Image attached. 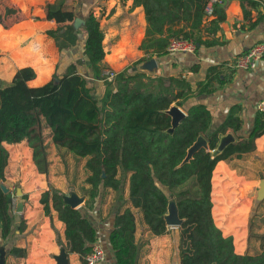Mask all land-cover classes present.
I'll return each mask as SVG.
<instances>
[{"label": "trees", "instance_id": "16d2710c", "mask_svg": "<svg viewBox=\"0 0 264 264\" xmlns=\"http://www.w3.org/2000/svg\"><path fill=\"white\" fill-rule=\"evenodd\" d=\"M206 1L132 0L133 5H141L146 22L139 44L144 55L132 65L164 55L171 38L190 39L195 50L200 45H211L213 41L202 40L197 33ZM13 12L12 8H5L0 22ZM212 14L214 18L208 23L214 31L224 13L215 5ZM45 17L59 26L46 32L58 51L75 44L73 22L77 15L65 8V0L48 2ZM82 23L85 32L83 54L94 78L102 81L101 101L93 96L85 78L77 72L80 60L68 64L60 75L53 73L39 86L27 84L34 77L31 67L17 68L11 80L0 87V183L4 180L7 164L3 143L26 141L36 172L46 177L49 142L63 155L81 161L83 177L79 190L73 187L74 180L67 187L84 197L85 208H92L107 190L120 197L127 183L125 201L128 206L118 207L113 212L107 235L113 264H135L138 244L134 239L132 209L140 212L152 235L166 232L162 215L168 194L173 195L177 215L182 219L177 227L179 264H264V228L254 223L257 207L248 217L247 246L242 254L233 251L231 236L222 235L211 215L212 204V210L221 206L219 215L215 214L216 218H221L225 206L242 192L241 189L238 192L233 188L229 190L231 185L217 176L222 170L220 167L215 168L211 182L212 170L219 160L232 169L241 170L235 167V162L250 156L255 138L264 134V109L254 110L251 125L243 135L240 134L239 104L229 106L223 119L210 129L211 116L207 107L202 103L185 106V102L193 95L210 93L229 82L233 69H222L223 64L210 66L204 78L194 86L181 76L148 75L137 69L129 72L132 65L113 72L101 63L104 52L99 17L89 11ZM179 23L182 26L177 27ZM106 72H111L112 76L108 77ZM171 104L182 109L185 116L169 134L166 132L169 116L163 110ZM227 130L234 133L236 139L219 153L212 154L218 137ZM199 135L205 139L207 149L199 148L188 161L181 162L187 147ZM231 178L232 186L239 183L238 179ZM22 198L26 196L22 194ZM39 203L44 214H49L50 209L55 212L64 226L66 252L77 254L84 264L83 256L97 241L90 220L78 208L65 204L61 191L51 185L41 192ZM13 209L12 201H8L0 189V238L3 240L9 236L13 225ZM242 214L236 210V223L240 222ZM22 229L23 223L18 221L17 232ZM55 240L58 245L63 244L56 232ZM26 253L25 247L16 245L7 250L12 258H23Z\"/></svg>", "mask_w": 264, "mask_h": 264}, {"label": "crops", "instance_id": "0c3cea01", "mask_svg": "<svg viewBox=\"0 0 264 264\" xmlns=\"http://www.w3.org/2000/svg\"><path fill=\"white\" fill-rule=\"evenodd\" d=\"M52 1L0 0V14H3L5 8L14 10L12 14L3 17L0 22V87L11 80L17 68L31 67L34 77L27 84L39 86L47 82L53 73L62 74L66 66L76 60H80V63L76 65V70L85 78L86 82L90 78L93 81H100L102 84L101 80L94 78L83 54L85 32L82 29V19L89 11L99 17L104 52L101 63L105 68L119 72L134 64L144 55L139 49L146 26L141 5H133L132 0H65V8L72 9L77 15L73 22L76 29V41L69 48L58 51L52 39L46 34L47 31L59 27L45 17V5ZM219 7L224 13V18L218 22V28L214 31L210 29L211 25L208 21L214 18L212 14L206 18L203 16L202 25L197 32L202 40L213 41L212 44L200 45L193 53L166 52L161 56H152L156 63V71L151 75L181 76L191 86H194L195 82L204 78L205 71L210 66L223 64L222 69L226 67L233 69L229 82L214 88L210 93L191 96L185 102V106L194 103L204 104L211 116L210 129H213L223 119L229 106L239 104L242 120L240 134L243 135L251 125L256 104L264 99V56L250 69L244 70L233 65L235 59L250 46L264 41V0H224ZM180 26L182 23L177 25V27ZM137 64L132 65L128 71L137 69ZM226 133H231L234 140L236 139L235 134L230 130H227ZM24 142L26 144L24 140L16 144ZM16 144L3 143L2 145L4 147ZM48 146V149H54V146L49 142ZM26 147L28 146L26 145ZM29 154H31L30 151ZM235 163V167L241 170L232 169L224 161H217L212 170L211 182L215 168L220 167L222 170L218 172L217 176L225 183L228 182L224 180L223 176L234 171L247 184L257 185L259 180L264 178V134L255 138L252 154ZM30 166L33 168V164ZM51 171L53 175H60L63 172L61 164L57 163L55 170ZM20 177L25 182L26 190L35 188L38 192H35V195L25 192L33 206L30 208L24 202L23 211L17 213L19 219L23 220L24 226L20 232L15 229L16 237L13 245L25 247L27 253L23 258H12L9 255L8 257L13 260V264H54L52 255L57 253L58 246L64 247L63 223L56 218L52 209L49 214L43 213L39 196L47 189L44 176L38 173L31 177L21 174ZM228 178L229 176H225V179ZM237 189L242 190L241 187ZM123 190V196L120 195V197L107 190L105 196L99 197L90 209L83 206L84 197L81 196L83 200L77 206L96 230V243L101 245L105 254V261L101 264H113L107 244V235L113 212L118 207L128 206L125 201L127 199L126 182ZM229 190L231 189L229 188ZM109 192H112L113 195L107 201L105 197ZM76 195L79 196L77 193ZM212 207L211 215L215 226L219 228L223 236H231L235 253H244L247 246V223L250 214L248 206L241 215L239 223L235 221L236 208L229 210L225 206V210L220 214L222 217L215 221ZM132 212L135 221L134 239L138 244L135 264H179L178 226H166V232L163 234L152 235L143 223L140 212L137 209H132ZM12 232L11 227L10 234ZM55 232L63 243L62 245L57 244ZM67 260L68 264H81L77 254L73 252L67 253Z\"/></svg>", "mask_w": 264, "mask_h": 264}, {"label": "rangeland", "instance_id": "374dc122", "mask_svg": "<svg viewBox=\"0 0 264 264\" xmlns=\"http://www.w3.org/2000/svg\"><path fill=\"white\" fill-rule=\"evenodd\" d=\"M88 85L91 87V92L93 96H95L98 99V102L101 101V98L103 96V88L100 81H93L90 78L87 79ZM7 151V164L5 167V175L4 180L1 182V184L6 187L12 195V205L14 208V190L16 187L20 188L22 194H29L34 193L35 195L38 191L34 188V190H26L25 182L20 177L21 174H25L26 177L36 176L38 173L36 172L34 166L31 168L30 164L31 162V154H29V147H26L25 142L22 144H16V145H9L4 146ZM48 160H49V166H50V172H49V166H48V173L45 178L46 186L48 187L51 185L53 188L58 189L61 191L62 195L68 194L69 187L66 185L72 184V181L74 180L73 187L78 191L79 190V184L82 181V173H81V161L74 160L69 155H63L62 151H58L57 149H48ZM58 164H61L63 172L60 175L52 174V169L55 170V166ZM244 163V162H242ZM232 170V169H231ZM65 171H67L65 173ZM238 171V170H237ZM54 176V177H53ZM225 176H229L228 179H225ZM58 177V179H56ZM234 177L239 180V183L235 186H232L234 182H232V178ZM224 180L228 182L231 186L230 189H235L236 192L238 187L242 188L243 192H239L236 195L235 200L232 199L229 204L226 206L227 209L231 210L232 208H236L235 210H239L244 212L246 206H248L250 214L252 211H254L255 207V213L257 214L255 224H258L259 227L264 228V198L258 200L257 199V192H256V186L257 185H249L247 184L242 177H238L234 171H230L226 175L223 176ZM50 183V184H48ZM72 191V190H70ZM26 192V193H25ZM36 192V193H35ZM107 193V191H106ZM105 193V194H106ZM124 190L120 192L121 196H123ZM113 195L112 192H109L108 196L105 197L108 201ZM26 196V195H25ZM80 196V195H79ZM105 196V195H104ZM28 196L24 199L25 204H28V206L31 208L33 204L31 203V200L27 199ZM237 206V207H235ZM218 209H222L221 206H217L215 210H213V217L214 220L217 218L215 217V214H218ZM12 219H13V225L12 229L13 232L10 234L6 239L0 238V247L4 250V264H13V260L8 257L7 250L8 248L13 245L15 241V229L16 224L18 221H22V219H19V216L12 211ZM215 220V221H216ZM24 226V225H23Z\"/></svg>", "mask_w": 264, "mask_h": 264}, {"label": "water", "instance_id": "95a60500", "mask_svg": "<svg viewBox=\"0 0 264 264\" xmlns=\"http://www.w3.org/2000/svg\"><path fill=\"white\" fill-rule=\"evenodd\" d=\"M137 69L145 71L147 74L151 75L156 71V63L154 58L150 57L139 64H137ZM163 113L169 116V127L166 132L169 134L176 127L180 120L185 116V113L176 105L171 104L167 109L163 110ZM234 138L231 133H225L218 137L216 146L212 154L219 153L228 143L233 142ZM199 148L207 149L206 141L202 136H197L196 139L187 147L184 158L181 162L188 161L192 154ZM0 189L6 194L8 201H12V195L9 193L8 189L0 183ZM257 199L260 200L264 198V179H260L257 186ZM14 213H21L23 211L24 199L22 198V193L20 188L16 187L14 190ZM62 200L65 204H68L71 208H77V206L82 202L83 198L77 196L74 191H69L67 195H62ZM164 223L166 226H178L182 219L177 215V209L175 204V199L172 194L167 195L165 212L162 215ZM54 264H68L67 252L63 246H58L57 253L52 255ZM0 264H4V250L0 247Z\"/></svg>", "mask_w": 264, "mask_h": 264}, {"label": "built area", "instance_id": "2783aa9c", "mask_svg": "<svg viewBox=\"0 0 264 264\" xmlns=\"http://www.w3.org/2000/svg\"><path fill=\"white\" fill-rule=\"evenodd\" d=\"M224 0H207L203 6V16L209 17L213 13L215 5H220ZM195 44L190 39H183L181 37L169 39L166 51L169 53H193ZM264 56V41L254 43L247 50L241 53L234 62L236 68L250 69L253 68L257 62ZM108 77L112 76L111 72H106ZM256 108L264 109V99L256 104ZM105 261L104 250L99 243H93L90 251L83 256L84 264H101Z\"/></svg>", "mask_w": 264, "mask_h": 264}]
</instances>
